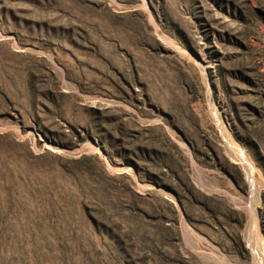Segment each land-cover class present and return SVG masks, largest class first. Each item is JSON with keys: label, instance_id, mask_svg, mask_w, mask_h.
Wrapping results in <instances>:
<instances>
[{"label": "rangeland", "instance_id": "1", "mask_svg": "<svg viewBox=\"0 0 264 264\" xmlns=\"http://www.w3.org/2000/svg\"><path fill=\"white\" fill-rule=\"evenodd\" d=\"M0 264H264V0H0Z\"/></svg>", "mask_w": 264, "mask_h": 264}]
</instances>
